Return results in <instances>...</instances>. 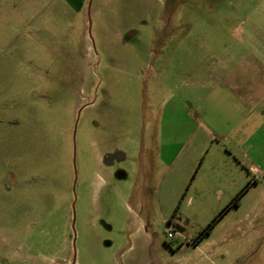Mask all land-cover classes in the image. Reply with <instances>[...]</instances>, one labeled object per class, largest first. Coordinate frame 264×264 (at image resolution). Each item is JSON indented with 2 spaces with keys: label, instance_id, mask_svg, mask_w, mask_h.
I'll list each match as a JSON object with an SVG mask.
<instances>
[{
  "label": "rangeland",
  "instance_id": "obj_1",
  "mask_svg": "<svg viewBox=\"0 0 264 264\" xmlns=\"http://www.w3.org/2000/svg\"><path fill=\"white\" fill-rule=\"evenodd\" d=\"M250 23L264 27V0H0V264H264L249 162L237 187L222 159L221 199L187 186L180 212L196 218L169 224L163 200L162 146L193 131V74H236ZM111 151L124 156L107 167Z\"/></svg>",
  "mask_w": 264,
  "mask_h": 264
},
{
  "label": "crops",
  "instance_id": "obj_2",
  "mask_svg": "<svg viewBox=\"0 0 264 264\" xmlns=\"http://www.w3.org/2000/svg\"><path fill=\"white\" fill-rule=\"evenodd\" d=\"M239 42L244 54L237 63L236 74H193L194 92L201 95L190 101L192 108L187 111V117L194 127L185 145L177 149L176 134L164 140L161 159L171 174L172 183L168 180L170 185L165 186V215L175 211L187 186L192 187L194 196L196 194V198L201 200L206 199L209 188L221 199L225 192L224 176L219 177L218 174L224 170L218 165L222 159L231 164L233 172L239 176L235 181L237 187L242 185L240 176L247 168L246 163L250 164V173H264L255 165L256 160L264 158V27L248 24ZM184 115L181 116L177 110L174 121ZM189 143H193L191 150L184 155V148ZM212 148L217 152L210 154ZM207 159L213 160L214 167L219 169L212 173L210 180L205 178ZM203 186L206 187L201 189ZM194 196L187 201L188 207L194 205ZM140 203L144 205L145 214L149 215L146 211L148 202L141 200ZM134 214L138 225L146 224L144 215L137 211ZM185 215L196 218L187 210L180 212L179 209L176 220ZM138 230L140 228L135 231ZM144 233L153 239L147 245L155 246V237L149 231Z\"/></svg>",
  "mask_w": 264,
  "mask_h": 264
},
{
  "label": "trees",
  "instance_id": "obj_3",
  "mask_svg": "<svg viewBox=\"0 0 264 264\" xmlns=\"http://www.w3.org/2000/svg\"><path fill=\"white\" fill-rule=\"evenodd\" d=\"M243 190H241L239 193H237V195L235 196V198L232 200V205H235V206H237L238 205V203H239V199H240V197L242 196V194H243ZM184 196H185V194L183 195V197L181 198V201L179 202V204L177 205V207H176V209H175V211H174V213H173V215L171 216V218L169 219V224H171V223H173L174 222V220H176V216H177V214H178V211H179V209H180V205H181V202H182V200L184 199ZM224 211L225 210H223L220 214H219V216L222 214V213H224ZM177 221V220H176ZM175 221V222H176ZM212 225V224H211ZM211 225L204 231V233H203V235L204 234H206V233H208L209 231H210V227H211ZM195 243V242H194Z\"/></svg>",
  "mask_w": 264,
  "mask_h": 264
},
{
  "label": "flooded vegetation",
  "instance_id": "obj_4",
  "mask_svg": "<svg viewBox=\"0 0 264 264\" xmlns=\"http://www.w3.org/2000/svg\"><path fill=\"white\" fill-rule=\"evenodd\" d=\"M119 155L121 157H123V154H121L120 151L107 152L106 153V157L104 158L105 165L107 167L111 166L114 163V161H113L114 159L113 158H115V156H119Z\"/></svg>",
  "mask_w": 264,
  "mask_h": 264
},
{
  "label": "built area",
  "instance_id": "obj_5",
  "mask_svg": "<svg viewBox=\"0 0 264 264\" xmlns=\"http://www.w3.org/2000/svg\"><path fill=\"white\" fill-rule=\"evenodd\" d=\"M168 238H169V239H175V238H176V234L173 233V232H169V233H168Z\"/></svg>",
  "mask_w": 264,
  "mask_h": 264
},
{
  "label": "water",
  "instance_id": "obj_6",
  "mask_svg": "<svg viewBox=\"0 0 264 264\" xmlns=\"http://www.w3.org/2000/svg\"><path fill=\"white\" fill-rule=\"evenodd\" d=\"M90 28H91V23H90ZM74 225H75V215H74L73 227Z\"/></svg>",
  "mask_w": 264,
  "mask_h": 264
}]
</instances>
